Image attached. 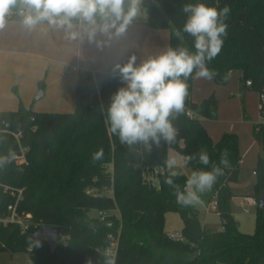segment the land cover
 <instances>
[{
    "label": "trees",
    "instance_id": "16d2710c",
    "mask_svg": "<svg viewBox=\"0 0 264 264\" xmlns=\"http://www.w3.org/2000/svg\"><path fill=\"white\" fill-rule=\"evenodd\" d=\"M216 2L148 0L146 23L157 29L168 28L169 46L176 47L180 41L175 30L182 29L186 20L180 6H214ZM226 4L231 9L226 21L228 35L220 53L208 64L217 72L213 81L224 84L228 72L238 70L242 87L260 92L264 90V0H219L221 8ZM24 15L27 9L17 4L10 7L4 19L23 20ZM134 21L145 22V18ZM97 23H102L99 17ZM184 37V44L194 51L193 38L187 34ZM124 63L97 71L78 70L74 112H37L22 104L17 110L0 111V119L8 123L7 129L21 131V141L27 147L25 163L18 164L13 158L11 164L0 169V214H6L7 205L15 200L3 185L22 188L17 211L30 213L36 225L25 232L16 224L0 227V252H27L36 264H85L89 257L93 264H103L96 249H105L107 236L112 233L118 234L115 264H264V209L256 207L252 233L241 231L231 212V199L235 196L232 184L240 170L238 137L236 133L224 132L213 141L199 118L215 116L216 98L211 95L200 103L192 101L190 78L185 111L173 122L178 130L176 142L159 149L153 147L150 155L141 145L129 150L109 131L106 113H101L121 86L115 68ZM247 80L250 85L245 84ZM188 110L193 116L187 115ZM253 136L264 152V124L253 125ZM168 146L177 149L182 157L205 148L210 161L218 165L221 153L228 151L229 167L220 165L223 174L201 196L204 203L216 200L220 229L202 225L196 207L179 205L173 190L164 183L169 174L164 166ZM101 148L102 159L93 161V153ZM17 149L13 135L0 132V155L13 154ZM144 166H162L164 170L152 181H146L142 176ZM187 167L192 171L210 170L211 163L204 166L192 161ZM254 172L252 196L257 199L264 190V155L258 156ZM187 177L181 173L175 178L181 189ZM91 209L97 214L90 215ZM113 209L118 210L119 216L109 213ZM99 210L108 212L106 218H100ZM167 211L180 215L182 240L171 239L164 231ZM40 225L64 228L63 240L55 251L45 242L27 251L29 233Z\"/></svg>",
    "mask_w": 264,
    "mask_h": 264
},
{
    "label": "clouds",
    "instance_id": "9594fccd",
    "mask_svg": "<svg viewBox=\"0 0 264 264\" xmlns=\"http://www.w3.org/2000/svg\"><path fill=\"white\" fill-rule=\"evenodd\" d=\"M142 3L143 0H0V27L10 7L20 4L27 9L22 23L29 28L47 21L54 27L66 28L69 38L75 39L76 33L71 31L73 20L96 25L99 17L102 31L115 29L120 34L140 13ZM180 11L186 20L182 29L175 30L174 35L180 41L176 47L168 46L141 63L132 57L115 68L121 86L111 95L108 106L101 109V113H106L105 123L109 131L129 150L141 145L150 155L153 147L159 149L175 143L178 130L173 122L185 111L187 81L190 78L212 80L217 75L208 64L220 53L228 35L226 21L231 12L230 6L226 4L221 8L219 0L214 6L186 3L180 6ZM184 34L193 38L194 51L184 44ZM102 157V148L92 155L93 161ZM12 159L11 152L0 155V169L11 164ZM192 161L204 166L211 163V169L193 170L181 189L175 182V178L181 175L177 169L187 167ZM220 165H230L226 149L221 153L219 165L210 161L205 148L180 159L169 156L164 160L169 173L164 183L173 190L179 205H196L202 203V194L211 190L223 174ZM29 244L40 246V242L33 237H29ZM96 251L103 257V264H115L110 249ZM85 264H93L92 259L87 258Z\"/></svg>",
    "mask_w": 264,
    "mask_h": 264
},
{
    "label": "crops",
    "instance_id": "0c3cea01",
    "mask_svg": "<svg viewBox=\"0 0 264 264\" xmlns=\"http://www.w3.org/2000/svg\"><path fill=\"white\" fill-rule=\"evenodd\" d=\"M22 21L19 19H4L3 26L0 27V90L5 86L4 77L7 75L6 69L9 56L31 58L38 64L45 63L47 65V75L51 72L52 76L56 74L62 75L72 81V76H66L71 73L67 70L68 68L72 67L73 72H78L80 69L97 71L114 63L128 62L132 57H135L137 63H141L149 57L159 54L169 46L170 33L168 30L151 27L146 22H131L123 33L117 34L115 29H111L108 32L102 31L101 23L89 25L86 22L79 21L73 23L74 28L71 31L76 33V37L71 39L69 38L70 33L66 28L54 27L45 22H40L29 28ZM246 89L242 87L240 72L232 70L228 72L224 84H217L213 79L192 78L190 90L191 100L196 103H200V101L211 95L216 98L214 117L217 121L213 120L214 117L205 116H200V121L207 132L210 133L209 135L213 141H217L224 132H233L238 135L241 155L240 164L242 157L246 158L250 154L252 157L254 156L253 159L255 157L258 158L259 150L255 145L259 146V144L255 139L252 140L248 129L244 131L242 128L224 127L223 124H220L217 116L224 118L225 112L230 113L233 106L240 110V101H242V108L247 111V103L245 102L248 99L242 96V100L238 101L236 97H231L238 90L237 95H240L241 90H243L245 92L244 96H246ZM45 90L47 91L46 87ZM46 91L43 96L46 95ZM246 97L252 98L253 94ZM254 99H256V96H254ZM1 100L0 98V111L7 110L5 108L14 109V103H11L12 107L4 106ZM40 108L45 112L58 113H67L70 110L61 108V106ZM250 206L257 207V205Z\"/></svg>",
    "mask_w": 264,
    "mask_h": 264
},
{
    "label": "rangeland",
    "instance_id": "374dc122",
    "mask_svg": "<svg viewBox=\"0 0 264 264\" xmlns=\"http://www.w3.org/2000/svg\"><path fill=\"white\" fill-rule=\"evenodd\" d=\"M148 0H143V3L140 6V13L135 17V19L144 17L146 19L147 15V7L146 2ZM82 22V21H80ZM77 23V22H76ZM167 29L170 33L168 28ZM7 69L6 76L4 77L5 86L0 90V98L2 105L12 107L11 103H14L13 108H5L7 110H17L22 104L25 108H30L36 111H42L40 107L44 108H53L54 106H61V108L70 109L67 113L74 112L75 109V89H76V78L77 72L72 71V67L67 70L71 72L68 76H72V81L64 78L62 75H54L47 72V65L45 63L38 64L34 59L31 58H21V57H13L9 56L7 60ZM71 71H70V70ZM47 88V91L45 90ZM39 90H43L44 93L46 91V95L41 98H36ZM246 96L253 94V97L244 96V91L241 90L240 95H237V92L231 97H236L239 100H242L244 97L248 99L246 111L242 108L237 110L236 106L232 107L230 113L225 112L224 118H217L220 120V124H223L224 127L228 128H242L249 130L252 137L253 136V125L255 123L261 122V111H260V99H259V91L246 89ZM243 96V97H242ZM256 96V99H254ZM201 120V117H199ZM214 121H217L214 117ZM238 137V135H237ZM243 139V136H242ZM241 139V141H242ZM239 143V140H238ZM242 143V142H241ZM183 141L180 139L179 145L181 146ZM258 148L259 155H264L261 151L260 146L255 145ZM175 156L177 159L182 158V154L172 146H168L167 149V157ZM254 157V156H253ZM250 154L246 158L242 157V162L240 164V170L238 174V179L236 182L232 184V189L236 196L231 199V212L234 216L239 229L246 233H252L255 227V210L256 206H248V210L245 211V205L242 203L241 198L247 195H254L255 193V182H256V174L254 173V169L256 168L257 159H253ZM181 173L189 176L192 170L189 167H181L177 169ZM197 209L199 221L202 225L212 229L218 230L221 227V221L216 212V209L212 208V202L209 203H199L194 205ZM110 214H115L119 216L118 210L113 209L109 212ZM90 215H96L97 211L95 209H91L89 211ZM165 223H164V231L169 234L172 231H177L179 233L182 229V219L180 215L175 211H167L165 213ZM30 255L27 252H11V251H2L0 252V264H29Z\"/></svg>",
    "mask_w": 264,
    "mask_h": 264
},
{
    "label": "built area",
    "instance_id": "2783aa9c",
    "mask_svg": "<svg viewBox=\"0 0 264 264\" xmlns=\"http://www.w3.org/2000/svg\"><path fill=\"white\" fill-rule=\"evenodd\" d=\"M250 83L251 82L249 80L245 82L246 85H250ZM259 99H260V111H261V118H262V121L260 123L264 124V90L260 91ZM187 115L193 116V112L188 110ZM7 128H8V123L5 120L0 119V132H10L17 142L18 149L15 152H13V158L18 164L25 163L26 162L25 153L27 152V147L21 141V131L13 132V131L8 130ZM163 170H164V167L162 166H153V167L144 166L142 167V176L145 178L146 181H152L153 178L158 173L163 172ZM3 187L5 191H9V193L12 196H14L15 200L14 202L7 205L6 214L4 215L0 214V227H6L9 224H16L19 226L21 232L27 231L30 228V226L35 227L36 225L33 224L31 221L30 213H25L23 215L17 211L18 201L20 198H22L21 197L22 188H12L7 185H3ZM241 201L246 206L244 208L245 211L248 210L247 206L257 205V199L253 196H243L241 198ZM211 202H212V208L216 209L217 208L216 200L213 199ZM98 215L100 216L101 219H104L108 215V212L105 210H99ZM168 236L171 239H179V240L183 239V235L177 231L170 232ZM63 237L64 236H62L61 240H63ZM107 237H108V244L105 249H110L115 257L117 245H118V234L115 235V234L110 233ZM32 248H33V245L27 246V251L30 252ZM29 264H36V263L30 259Z\"/></svg>",
    "mask_w": 264,
    "mask_h": 264
},
{
    "label": "water",
    "instance_id": "95a60500",
    "mask_svg": "<svg viewBox=\"0 0 264 264\" xmlns=\"http://www.w3.org/2000/svg\"><path fill=\"white\" fill-rule=\"evenodd\" d=\"M148 19H145L147 22ZM44 94L43 90H39L36 95V98L42 97ZM257 206L261 209H264V190H261L257 197ZM109 224L111 222L109 221ZM64 233V228L62 226H50V225H41L35 230L29 233V237H33L38 240L40 243L45 242L48 244L50 250L55 251L56 247L60 243Z\"/></svg>",
    "mask_w": 264,
    "mask_h": 264
}]
</instances>
